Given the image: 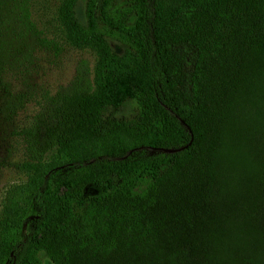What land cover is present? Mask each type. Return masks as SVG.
<instances>
[{"label":"trees","instance_id":"obj_1","mask_svg":"<svg viewBox=\"0 0 264 264\" xmlns=\"http://www.w3.org/2000/svg\"><path fill=\"white\" fill-rule=\"evenodd\" d=\"M58 18L94 76L18 132L0 264H264V0H61ZM42 35L29 0H0V84L25 40L59 49Z\"/></svg>","mask_w":264,"mask_h":264},{"label":"rangeland","instance_id":"obj_2","mask_svg":"<svg viewBox=\"0 0 264 264\" xmlns=\"http://www.w3.org/2000/svg\"><path fill=\"white\" fill-rule=\"evenodd\" d=\"M32 19L43 37L58 43L59 49L39 46L32 38L21 43L18 60L0 84V217L16 188L27 174L13 164L26 159L24 138L18 132L28 128L40 111L48 93L72 88L81 74L94 76L96 56L91 50L71 46L58 18L61 0H29ZM17 98L23 103L16 106ZM44 264H52L45 260Z\"/></svg>","mask_w":264,"mask_h":264}]
</instances>
